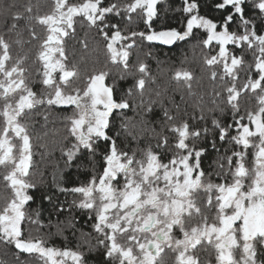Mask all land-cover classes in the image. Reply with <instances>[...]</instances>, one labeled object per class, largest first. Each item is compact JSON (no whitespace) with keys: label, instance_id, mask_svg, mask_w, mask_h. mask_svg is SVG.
<instances>
[{"label":"snow or ice","instance_id":"1","mask_svg":"<svg viewBox=\"0 0 264 264\" xmlns=\"http://www.w3.org/2000/svg\"><path fill=\"white\" fill-rule=\"evenodd\" d=\"M162 2L52 0L44 14L34 11L31 3L22 11L9 5L16 10L11 24L5 21L7 33L19 35L23 22L32 39L40 40L36 59L41 87L35 90L23 58H13L12 44L0 34V182L11 192L0 207V244L37 264H87L79 245L76 250L50 246L53 233L41 234L51 226L62 233L64 222L52 225L49 219L45 225L40 210L29 211L34 200L30 190L36 188L30 179L34 115H42L46 126L56 110L69 113L62 117L67 133L63 140L71 141L61 148L66 166L83 161L92 171L84 183L59 189L74 198L68 208L54 204L53 212H84L97 246L104 250L105 264H164L166 249L173 254L172 264H264V0H215L212 9L221 14L219 19L201 14V0H182L180 29L163 26ZM78 21L96 29L106 65L123 69L119 79L133 77L128 97L134 90L143 97L151 79L143 60L132 64L133 51L142 50L144 41L174 45L195 38L208 50L204 64L211 79L219 82L210 111L230 113L231 122L214 117L212 129L206 121L199 127L165 108L163 125L171 135L162 130L156 133L155 147L129 152L119 142V131L110 134L111 118L130 104L116 98V84L107 83L109 72L93 71L83 86L76 83L80 72L68 61L65 38L75 35ZM157 21H162L160 27ZM37 29L45 34L43 39ZM172 78L192 94L191 71L178 68ZM245 97L249 103L242 107ZM147 111H152L151 103ZM199 120H205L203 112ZM211 131L215 134L208 141ZM217 137L221 145H230L214 162L220 182L203 167L208 149L201 143L209 142L219 153ZM201 192L205 208L215 211L211 218L197 202ZM44 199L51 201L49 196ZM201 250H210L214 261H202Z\"/></svg>","mask_w":264,"mask_h":264},{"label":"trees","instance_id":"2","mask_svg":"<svg viewBox=\"0 0 264 264\" xmlns=\"http://www.w3.org/2000/svg\"><path fill=\"white\" fill-rule=\"evenodd\" d=\"M51 2L52 0H0V34H5V38L12 44L13 58H23L24 66L28 69L30 78L38 85L37 92L40 91L39 79L34 77L39 76L37 70L41 68L36 59L40 40L32 39L30 33L24 28L23 22H21L19 35L16 32L7 33L5 21L7 19L8 24H11V13L16 10L9 9V5L21 6L19 10L22 11V6L31 3L34 11L44 14L50 10ZM73 2H77V0H73ZM214 2L215 0H208L205 3V0H201L200 11L201 14L219 19L221 14L212 9V3ZM181 4L182 0H163L160 4L163 26L176 27L177 29L182 27L184 14L180 11ZM162 21H157V27L161 26ZM75 27V35L65 39L68 61L70 63L75 62L80 72L78 82H84L85 77L92 74L93 71L105 70L109 72L107 83L116 84V98L118 100L126 98L129 101L130 107L116 115L113 126L114 134L120 132L119 142L122 146L127 145L129 152L138 147L146 148L149 144L155 147L157 143L156 133L162 130L166 135H171L163 125V110L165 108L172 115L183 117L191 124L199 127H203L206 121L209 129H212L211 120L214 117L220 119L222 123L231 122L230 113L222 116L219 112L213 113L210 111L213 107V92L214 89L219 88V82H214L211 79V70L204 64V56L208 50L199 46L195 38L187 42H176L170 47L144 41L142 50L133 51L132 64L136 65L138 59L143 60L149 67L151 79L148 80L145 86L143 97L136 90H134L132 97H128V89L134 83L133 77L128 76L126 79L120 80L122 67L111 65L110 62L106 65L105 49L95 28H90L86 23L82 25L79 21ZM139 27L140 30H143L142 25ZM37 32L43 39L45 34L39 29H37ZM17 40H20L21 43H16ZM212 54H215V52ZM248 59H251V57H248ZM178 68H185L193 73L191 95H189L183 82L177 83L172 78L173 73ZM132 71L136 72V68L133 67ZM157 92L160 93L159 96L156 95ZM141 100H143V104ZM150 103L152 111L148 112L147 108ZM248 103L247 97L241 101L242 107ZM39 111L43 112L44 110ZM202 112L205 120H199ZM193 116L197 119H192ZM34 119L32 136L38 161L32 173V182L36 184L32 195L34 197V209L40 210L44 222L47 221L48 217L61 218L65 214L57 215L53 212V205L59 206L62 202V196L58 190L55 191L52 188L51 184L55 182L60 183V186H63V184L66 187L72 186L86 179L89 167L82 162L77 167L68 172L65 171L61 175L64 171L63 165L54 158L59 155L60 145L64 141V124L56 116L52 117V120H49L46 126L42 115H34ZM122 123L127 124L126 129L121 128ZM152 129H155V132ZM44 132H47L48 135L44 136ZM214 134V131L209 133L208 141H211ZM201 143L208 149L203 158V167L206 172H213L212 178L214 181L220 182L215 176L217 165L214 162L217 160L218 155L223 154L225 148L230 147V145L226 142L221 145L217 137L216 143L220 149V152L217 153L212 150L209 142L202 141ZM41 145L47 147H41ZM51 171L54 172L55 176L51 174ZM45 196L51 197V201L44 199ZM10 197V190L6 189L4 184L0 182V207L3 206L6 198ZM73 223L77 225L74 220ZM33 234L38 233L33 231ZM41 234H44V228L41 229ZM17 255L20 257L19 260H17ZM98 262L105 264L102 257L98 259ZM0 264H32V262L27 256L18 253L14 247L0 244Z\"/></svg>","mask_w":264,"mask_h":264},{"label":"flooded vegetation","instance_id":"3","mask_svg":"<svg viewBox=\"0 0 264 264\" xmlns=\"http://www.w3.org/2000/svg\"><path fill=\"white\" fill-rule=\"evenodd\" d=\"M35 62H36V60H35ZM34 78L39 79V76H36ZM32 83L35 86V90L37 91V87H38L37 83H34L33 80H32ZM76 83L79 84L80 86H83V82L79 83L77 81ZM39 87H41L40 84H39ZM39 110H44V109H39ZM122 111L123 110L118 111L117 114L122 112ZM67 114H69V113L53 110L49 114V120L51 121L52 117L56 116V118H58V120L60 122H62V117L64 115H67ZM116 115L111 118L112 119V131L110 134H112V135H115L113 126H114V122L116 120ZM63 130H64V127H63ZM66 134L67 133L64 130V136ZM33 142H34V140H33V136H32V143ZM70 142H71L70 140L68 142L63 141L60 145L59 155L57 156V158L56 157L54 158L58 161V163L60 162L63 165L64 171L61 173V175H63V173L65 171L68 172L69 170L73 169L74 167H77L78 165H80L83 162V161H77L71 167L66 166V164H65L66 157L62 158L61 148L65 145V143L70 144ZM33 152H34V167L32 169V173H33V170L35 169V166H36L35 164L38 161L37 154H36V147H35L34 143H33ZM54 170H55V168H54ZM53 171H51V174H53V176H55ZM91 171H92V169H91V167H89L88 175H87L86 179L82 180L80 182H77L76 184H74L72 186H76V185L82 184L85 181H87L90 178ZM30 179L32 181V174H31ZM51 185L55 191L58 190V192L61 194L62 202H60V203L63 204L65 208H68L72 204L74 197L70 194L63 193L58 189L59 187L61 188V187H66V186L64 184H63V186H60V183H55V182H54V184L52 183ZM72 186H69V187H72ZM33 191H34V189L30 190L31 194ZM205 200H206V197H205L204 193L201 192L199 194V196L197 197V202L200 205V207L202 208V210L205 211L206 214H209V216L211 218V216L215 215V211L212 210L211 213L208 212V210L205 208V204H204ZM33 203H34V200L30 202L29 211L35 210ZM49 219H51L52 225H56L58 222H61V221L64 222L61 225V227H63V232L60 234H57V228L54 226L44 228V234L49 233V232L53 233V235L50 238H48L50 246L63 247L66 245V246L72 248L73 250H76L77 246L79 245V250L82 251L84 253L85 257L87 258V264H100L98 262V259L100 257H102V259L104 261V257H103V251L104 250L102 247L97 246L96 234L93 232L92 226H91L92 222L86 220V214L84 212H82L79 209L72 208L71 211L65 212L63 217H61V218H55V216L52 218L48 217L47 221H44L43 223L45 225H47ZM196 219H199V218L197 217ZM73 220L75 222H77V225H74ZM89 233L91 234V236L88 235ZM33 235H37V234H33ZM177 235H179V233H177ZM204 252H205V254H204ZM20 254H22V253H20ZM22 255L27 256L26 254H22ZM162 255H163L164 264H172L173 254L170 251H168L166 249L165 253ZM198 255L200 256L202 261L206 262L209 259H212L214 261V254L211 253L210 250L209 251L201 250L198 253ZM27 257L30 259L32 264H37V262L35 260H33L32 257H29V256H27Z\"/></svg>","mask_w":264,"mask_h":264},{"label":"water","instance_id":"4","mask_svg":"<svg viewBox=\"0 0 264 264\" xmlns=\"http://www.w3.org/2000/svg\"><path fill=\"white\" fill-rule=\"evenodd\" d=\"M154 43H156V42H154ZM157 44H159V43H157ZM159 45H161V44H159ZM161 46L170 47V46H173V45H161Z\"/></svg>","mask_w":264,"mask_h":264}]
</instances>
